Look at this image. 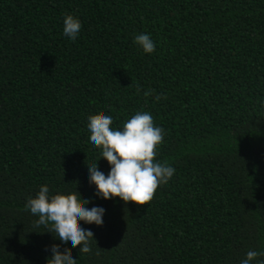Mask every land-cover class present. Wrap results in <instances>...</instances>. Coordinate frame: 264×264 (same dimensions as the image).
Here are the masks:
<instances>
[{"label": "trees", "instance_id": "1", "mask_svg": "<svg viewBox=\"0 0 264 264\" xmlns=\"http://www.w3.org/2000/svg\"><path fill=\"white\" fill-rule=\"evenodd\" d=\"M65 13L82 22L74 42ZM140 110L175 174L148 204L95 198L88 116L120 127ZM42 184L107 210L102 227L80 222L91 254L61 249L77 264H239L264 249V0H0V264H47L59 243L24 210Z\"/></svg>", "mask_w": 264, "mask_h": 264}, {"label": "clouds", "instance_id": "2", "mask_svg": "<svg viewBox=\"0 0 264 264\" xmlns=\"http://www.w3.org/2000/svg\"><path fill=\"white\" fill-rule=\"evenodd\" d=\"M82 29L79 17L65 13L63 34L71 41H76ZM146 54L156 50L151 34L139 33L133 41ZM139 91V89H138ZM154 90L144 94L153 95ZM162 94H155L154 102L166 99ZM88 144L99 151V158L91 165H86L89 185L95 186L93 196L110 200L148 204L154 197L158 186L166 185L176 169L166 161L161 163L155 157L158 146L163 142L165 130L154 123L149 111H136L130 118L114 126L111 115H89L87 118ZM105 159L109 171L105 174L99 169L98 162ZM93 204L91 208L87 207ZM24 210L33 217L32 228L36 233H50L55 241L46 251L50 255L47 264H77L70 252L62 251L67 247L76 249L80 254H91L96 241L91 228L86 225L102 227L106 209L95 205L92 198H83L78 191L60 192L50 190L48 184L39 186L34 196H29ZM239 264H264V249H249Z\"/></svg>", "mask_w": 264, "mask_h": 264}]
</instances>
